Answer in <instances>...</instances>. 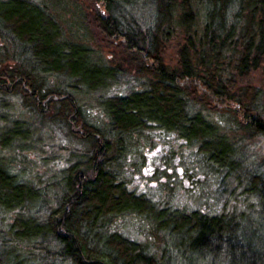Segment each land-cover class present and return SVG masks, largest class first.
Wrapping results in <instances>:
<instances>
[{
  "label": "trees",
  "instance_id": "obj_1",
  "mask_svg": "<svg viewBox=\"0 0 264 264\" xmlns=\"http://www.w3.org/2000/svg\"><path fill=\"white\" fill-rule=\"evenodd\" d=\"M4 1L12 9L0 13V35L18 62L0 64V97L17 93L37 114L52 112L88 147L43 182L20 174L0 152V212L11 217L8 241H27L21 247L28 255L64 264H164L115 225L125 214H156L157 227L183 235L178 246L196 250L227 241L231 264H264V246L240 243L260 241L259 234L242 230L234 213L159 205L146 192L129 189L118 157L126 135L153 126L173 131L224 175L244 178L245 190L256 193L264 208L263 164L251 169L242 144L211 117L225 114L231 129L264 136V91L247 80L264 65V0H89L99 33L93 45L67 34L44 4ZM141 5L153 10L149 21L138 14ZM170 45L177 47L173 64L164 59ZM129 71L137 88L108 91ZM91 92L101 98L104 129L79 104L77 94ZM20 126L0 136V148L6 138L28 135ZM223 141L226 148L219 146ZM5 250L0 264H7Z\"/></svg>",
  "mask_w": 264,
  "mask_h": 264
},
{
  "label": "rangeland",
  "instance_id": "obj_2",
  "mask_svg": "<svg viewBox=\"0 0 264 264\" xmlns=\"http://www.w3.org/2000/svg\"><path fill=\"white\" fill-rule=\"evenodd\" d=\"M31 1L46 5L71 37H79L91 45L92 38L99 37L92 23L91 10H94V6L89 0ZM11 9L4 0L0 2V13L8 14ZM137 12L149 21L153 10L141 5ZM12 47L9 40L0 35L1 65L11 66L18 62ZM176 50L174 45L167 47L164 54L166 62H175ZM102 52L104 57L109 54L108 51ZM247 80L264 91V65L253 70ZM138 81L132 71H129L122 74L108 91L125 93L137 88ZM77 97L85 117L100 129H104L107 118L100 96L91 92L79 93ZM1 99L0 136L13 124L23 127L20 126L23 135L28 133L25 138L14 135L15 138H6L4 149L0 148L4 159L23 176L30 179L40 178L42 182L46 178H56L53 174L69 163L68 159L74 153L80 154L88 148L86 142L72 134L67 125L52 118V112L37 114L17 93L4 95ZM211 117L219 119L228 136L242 144L247 159L245 163L251 169L257 168L261 163L264 165L263 135H244L240 130L231 129V118L225 114L211 113ZM124 139V149L118 156L121 159L119 170L129 189L146 192V196L152 201L156 200V203L159 202V205L165 201L186 210L200 208L209 213H234L242 224H239L242 230L248 229L259 234L257 238L260 241H241L242 247L246 244L253 245L254 248L264 246V208L256 193L245 190L244 178L236 180L235 177L224 175L214 165L203 160L194 144L164 128L153 126L140 134L126 135ZM227 145V141H223L219 146L226 148ZM263 165L260 170H264ZM170 209L167 211L168 215ZM1 212L0 249H6L7 264H64L58 259L41 258L39 254L28 255L27 248L21 247L27 241H8L6 227L11 217ZM153 215L151 218L136 213L125 214L116 219L115 225L124 234L141 241L148 252L160 254L164 264L232 263L229 261L231 253L227 241H208L196 250H192L187 244L178 246L184 240L183 235H174L169 229L157 227ZM194 243L197 244L196 241Z\"/></svg>",
  "mask_w": 264,
  "mask_h": 264
}]
</instances>
